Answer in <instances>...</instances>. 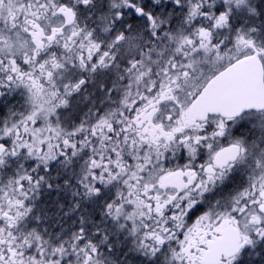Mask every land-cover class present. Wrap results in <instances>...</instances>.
Instances as JSON below:
<instances>
[{"label":"snow or ice","instance_id":"6c2138e0","mask_svg":"<svg viewBox=\"0 0 264 264\" xmlns=\"http://www.w3.org/2000/svg\"><path fill=\"white\" fill-rule=\"evenodd\" d=\"M0 264H264V0H0Z\"/></svg>","mask_w":264,"mask_h":264}]
</instances>
